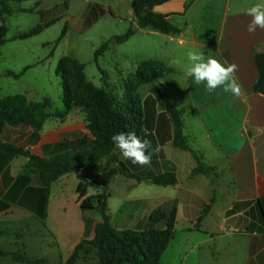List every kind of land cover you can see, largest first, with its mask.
<instances>
[{
  "label": "crops",
  "instance_id": "0c3cea01",
  "mask_svg": "<svg viewBox=\"0 0 264 264\" xmlns=\"http://www.w3.org/2000/svg\"><path fill=\"white\" fill-rule=\"evenodd\" d=\"M90 2L85 0L81 7L86 4L88 13L96 15L100 9ZM261 2L169 0L156 5L153 11L165 15L180 32L163 33L151 26H139L131 0L128 15L136 27L135 34L143 31L166 39V58L150 60L163 63L169 71L156 81L154 91L149 90L143 97L158 101L157 111L150 115L156 123L143 129L141 138L148 142L145 155L150 156L149 163L133 164L122 157L119 149L115 150L123 169L145 178L139 180L121 172L114 175L109 183L108 207L111 223L117 229H165L174 214V236L162 253L160 264H264V94L254 90L260 76L256 55L264 52V29L249 33L252 18L246 12ZM109 10L115 11L113 6ZM190 50L225 65H235L233 75L240 86V96L226 94L222 88L209 93L203 83L197 85L187 77ZM34 52L0 49V97L24 94L31 101L49 98L54 104L50 96L39 100L30 90L12 92L6 87L10 78L20 82L30 71L43 70L62 58H56L53 50L39 55ZM25 67L19 78L7 74L19 73ZM171 75L175 77L164 81ZM145 85H141L142 91ZM161 100L182 110L183 134L191 150L174 144L175 126L171 115L161 107ZM149 104L152 106L153 100ZM55 110L61 108L48 112L40 130L27 123L6 124L2 140L45 158L86 149L94 136L82 111L75 108L65 118H58L52 115ZM109 158L60 176L46 195L39 174H22L29 158L15 157L0 175V200L8 206L0 211V249H21L33 258H45L49 264H64L78 243L95 237L101 221L97 210L81 206L78 174L87 179L86 196L103 192V173L110 164H104L96 176L91 174L94 166ZM199 160L213 169L194 173ZM93 177L100 180L99 186L91 182ZM157 178L167 182H156ZM173 178L175 182H171ZM120 188L122 192L118 191ZM158 209L164 215L152 218ZM47 236L49 240L44 241ZM34 241L49 249L43 254L30 251ZM92 261L97 262L95 251L87 259L82 258L80 264ZM0 264L24 263L3 255Z\"/></svg>",
  "mask_w": 264,
  "mask_h": 264
},
{
  "label": "trees",
  "instance_id": "16d2710c",
  "mask_svg": "<svg viewBox=\"0 0 264 264\" xmlns=\"http://www.w3.org/2000/svg\"><path fill=\"white\" fill-rule=\"evenodd\" d=\"M22 1L25 0H0V19L2 21L0 24V47L10 40H23L36 36L58 20V18L51 19L34 26L26 32L8 38V26L5 18L13 12L11 2ZM167 1L169 0H132V8L139 26L142 28L151 26L163 33L180 32V29L168 21L165 15L153 11L156 5ZM67 4L69 7L70 0ZM93 6L99 7L100 10L96 15L95 12L89 14L91 16H88L85 22L87 25H91L93 20H97L106 12V9L100 4L95 3ZM87 11H89V6ZM110 12L112 11L110 10ZM67 30L68 26L65 24L56 40V44L62 41ZM135 32L136 28L130 27L125 34L117 37V42L121 43L129 40ZM103 50V47L100 48L97 50V54H101ZM256 63L260 76L254 85V90L264 94V52L257 53ZM165 67L164 70L169 71ZM26 69L27 67L19 73L9 71L7 74L19 78ZM57 73L62 80L64 108L53 112L52 115L65 118L71 110L78 107L82 108L87 115L88 128L94 136L91 144L86 149L45 158L36 156L22 147L4 142L1 138V132L6 124L27 123L37 130L42 129L49 116L47 107L50 106L51 102L49 99L31 101L24 94L0 97V175L15 157L25 155L29 160L23 167L22 174L26 176L32 173L39 174L44 183L45 193L48 195L50 186L60 176L74 172L76 169L82 168L84 170L113 154V160L118 166H113L103 173V192L86 196L89 187L87 179L82 173L78 174L81 180L78 193L80 198H83L81 206L83 209L97 210L101 221L96 226L95 237L91 240L83 239L78 243L64 264H77L82 258L87 259L92 251H95L97 255L96 264H160L162 253L174 236V214L168 218L165 229H117L111 223L108 207L109 183L114 175L121 172L139 180L145 178L122 168L111 137L121 132H134L141 140L144 136L143 129L155 125L156 122L150 115L151 112L157 111L156 102L158 101L153 97L143 99L139 91V86L147 82V78H144L139 72L137 75L138 81L134 82L130 78L126 79L125 83L127 85L124 87V93L115 96L87 81L84 65L70 56H64L60 59ZM152 100L153 105L151 106L149 102ZM163 107L171 115V121L175 126L174 144L182 149L191 150L183 134L182 110L170 105L167 100H164ZM196 157L199 159V156L196 155ZM199 162V165L194 169V173H207L213 169L210 166L203 165L200 160ZM162 178L154 180L159 183H166L167 181L162 180ZM146 180L149 179L146 177ZM151 180L153 179L151 178ZM175 181L176 178L171 180V182ZM7 208V204L0 200V211ZM161 215H164V213L161 209H158L151 217L155 218ZM3 255H10L13 260L24 264H49L45 258H33L21 249L15 252L0 249V256Z\"/></svg>",
  "mask_w": 264,
  "mask_h": 264
},
{
  "label": "rangeland",
  "instance_id": "374dc122",
  "mask_svg": "<svg viewBox=\"0 0 264 264\" xmlns=\"http://www.w3.org/2000/svg\"><path fill=\"white\" fill-rule=\"evenodd\" d=\"M90 1V3L100 4L106 9L105 14L97 20H93L91 25L85 23L88 16H91L87 11L86 4L71 15L67 6L68 0H25L22 2H11L13 12L5 18L6 25L8 26V38L26 32L34 26L51 19L58 18V20L43 32L30 39L25 41L10 40L1 46L0 49H29L35 51L36 55L53 50L56 58L70 56L84 65L87 81L115 96L124 93V87L127 85L125 83L126 79L130 78L134 82L138 81L137 75L140 72L148 80L143 83L146 84L143 91L141 90L142 84L139 86V91L143 98L149 90L154 91L156 81L167 72L164 70L165 65L163 63L150 60V58L155 57L159 59L166 58V39L162 37L155 38L144 34L143 31H138L129 40L119 43L117 42L118 36L125 34L130 27L136 28L128 15V10L131 8V0L125 2L123 0ZM110 6H113L114 13L110 12ZM115 13H119L121 16H114ZM65 24L68 26L67 33L62 41L56 44V40L60 36ZM102 47L104 50L98 55L97 50ZM143 59L146 60L141 61ZM140 61L141 63L138 65ZM57 64L58 62L46 65L43 70H32L20 82H16V80L10 78L12 80L6 82V87L12 92L30 90V94L39 100H42L45 96H50L54 104H52L49 98L42 100L49 99L51 102L50 106L47 107V112L56 107L62 110L63 88L61 77L56 72ZM1 70L2 66L0 65ZM176 76L177 78L179 77V75ZM173 77L175 75L166 76L164 81ZM160 102L161 107H163L164 100ZM77 109L82 111L88 123L86 112L80 107ZM108 157H110L108 162L104 160V163L93 167L91 175L96 176L103 169L104 164H110V167L106 171L117 165L113 160V154ZM90 180L95 186H99L100 180L97 182L94 177L93 179L90 178ZM118 191L122 192L123 188H120ZM49 238L47 236L44 241L49 240ZM48 249V246L40 247V244L37 245V241H34L30 245L29 250L43 254ZM90 264H93V261Z\"/></svg>",
  "mask_w": 264,
  "mask_h": 264
},
{
  "label": "clouds",
  "instance_id": "9594fccd",
  "mask_svg": "<svg viewBox=\"0 0 264 264\" xmlns=\"http://www.w3.org/2000/svg\"><path fill=\"white\" fill-rule=\"evenodd\" d=\"M246 12L252 18L247 28L249 33L255 32L257 28L264 29V0L249 7ZM187 60L189 63L185 74L192 78L195 84L203 83L209 93L222 88L226 94L240 96L241 89L233 75L235 65H225L211 56L205 57L203 53L191 50L187 52ZM111 140L122 157L130 159L133 164L149 163L150 156L145 155L148 142H142L134 132L118 133L113 135Z\"/></svg>",
  "mask_w": 264,
  "mask_h": 264
},
{
  "label": "water",
  "instance_id": "95a60500",
  "mask_svg": "<svg viewBox=\"0 0 264 264\" xmlns=\"http://www.w3.org/2000/svg\"><path fill=\"white\" fill-rule=\"evenodd\" d=\"M85 0H70L69 13L74 14L84 3ZM76 169L74 172H78Z\"/></svg>",
  "mask_w": 264,
  "mask_h": 264
}]
</instances>
